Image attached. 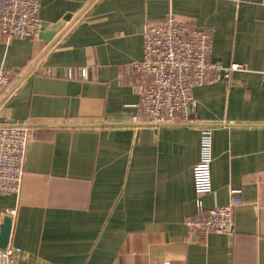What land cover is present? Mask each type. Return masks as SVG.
Instances as JSON below:
<instances>
[{
  "label": "crops",
  "instance_id": "1",
  "mask_svg": "<svg viewBox=\"0 0 264 264\" xmlns=\"http://www.w3.org/2000/svg\"><path fill=\"white\" fill-rule=\"evenodd\" d=\"M170 9L211 31L214 61L242 69L192 89L193 122L136 126L131 64L146 22ZM38 17L67 20L49 40L0 35L11 76L0 118L34 128L19 192L0 194L17 264H264V0H40ZM68 68L89 77L69 79ZM203 125L212 127L204 208L227 204L231 189L243 200L233 233L205 239L184 223Z\"/></svg>",
  "mask_w": 264,
  "mask_h": 264
},
{
  "label": "built area",
  "instance_id": "2",
  "mask_svg": "<svg viewBox=\"0 0 264 264\" xmlns=\"http://www.w3.org/2000/svg\"><path fill=\"white\" fill-rule=\"evenodd\" d=\"M40 0H0V35L6 42L14 38L36 39L42 31L38 17ZM142 57L131 64L136 75L134 89L138 103L131 124L157 127L193 122L195 107L192 89L229 78L238 64L223 65L211 58V31L181 20L170 9L159 21L146 22L142 31ZM85 68H68L67 78L87 80ZM10 73L0 63V90L9 86ZM34 128L16 123H0V194L18 193L22 183L26 147ZM212 127L200 129L199 159L193 166L194 189L198 195L195 213L186 217L187 228L205 239L209 233L231 235L233 211L242 204L239 189H231L227 204L205 209L201 195L211 192ZM14 215V210L7 211ZM21 249L7 244L0 248V264H17ZM161 264H169L165 261Z\"/></svg>",
  "mask_w": 264,
  "mask_h": 264
},
{
  "label": "water",
  "instance_id": "3",
  "mask_svg": "<svg viewBox=\"0 0 264 264\" xmlns=\"http://www.w3.org/2000/svg\"><path fill=\"white\" fill-rule=\"evenodd\" d=\"M67 20V17H64L62 21L55 23L53 25L42 24V33L40 36L43 40H49L53 34L63 25V22ZM41 31V32H42ZM0 123H3V119L0 118ZM12 221L10 217H5L2 224L0 225V248H5L9 243L10 234H11Z\"/></svg>",
  "mask_w": 264,
  "mask_h": 264
}]
</instances>
